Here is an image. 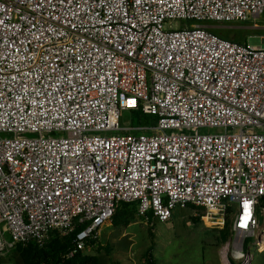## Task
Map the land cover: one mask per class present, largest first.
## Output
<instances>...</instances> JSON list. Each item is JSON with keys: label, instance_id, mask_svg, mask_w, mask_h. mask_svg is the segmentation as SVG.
Instances as JSON below:
<instances>
[{"label": "built area", "instance_id": "1", "mask_svg": "<svg viewBox=\"0 0 264 264\" xmlns=\"http://www.w3.org/2000/svg\"><path fill=\"white\" fill-rule=\"evenodd\" d=\"M263 16L264 0H0V256L76 234L71 259L124 203L222 227L233 208L228 262L262 253L264 48L207 25ZM139 109L157 125L122 128Z\"/></svg>", "mask_w": 264, "mask_h": 264}, {"label": "rangeland", "instance_id": "2", "mask_svg": "<svg viewBox=\"0 0 264 264\" xmlns=\"http://www.w3.org/2000/svg\"><path fill=\"white\" fill-rule=\"evenodd\" d=\"M194 24L193 21L175 22L172 27L191 28ZM221 26L207 25L211 31ZM232 26L236 28H221L220 34L225 38L264 48V16L246 24ZM132 122V112L122 111L121 127L131 128ZM130 213L136 214L135 220L127 227H116L112 221L104 228L100 239L84 250L81 256L97 258L98 264H146L150 256L158 264H242L232 263L231 260L228 262L224 253L232 239L234 209L233 212H227L223 227L218 224L208 225L203 219V211L195 207L176 209L172 220L167 223H160L152 215H141L133 207ZM260 224L264 227V214L260 215ZM263 233L264 229L256 241L260 249H264V240H261ZM27 247L29 245L22 248ZM248 254L252 259L249 264H264V250L262 253L257 252L255 247L252 248V242ZM0 264H24V261L20 252H12L0 256Z\"/></svg>", "mask_w": 264, "mask_h": 264}, {"label": "trees", "instance_id": "3", "mask_svg": "<svg viewBox=\"0 0 264 264\" xmlns=\"http://www.w3.org/2000/svg\"><path fill=\"white\" fill-rule=\"evenodd\" d=\"M219 37L232 41L241 43L229 38H225L220 34V30L212 31ZM132 127H155L158 123V118L151 115H146L143 113L142 109L132 111ZM138 211V206L136 204L124 203L117 210V213L113 219L114 225L116 227H127L133 220H135L136 214H131V208ZM194 208V207H193ZM233 212V208L228 209V213ZM139 212V211H138ZM76 234H72L67 237H62L61 239L54 238L51 243L44 247L39 248L36 245H29L27 248L19 247L15 252H20L24 261V264H98L97 258H88L81 256L82 252L76 254L73 258L67 259L66 256L69 255L74 249V239ZM146 264H158L153 256H150Z\"/></svg>", "mask_w": 264, "mask_h": 264}, {"label": "crops", "instance_id": "4", "mask_svg": "<svg viewBox=\"0 0 264 264\" xmlns=\"http://www.w3.org/2000/svg\"><path fill=\"white\" fill-rule=\"evenodd\" d=\"M217 28H218V30L222 31V30H225V29H232V28H236V27H234L232 25H222L221 27H217ZM221 28H222V30H221Z\"/></svg>", "mask_w": 264, "mask_h": 264}, {"label": "bare ground", "instance_id": "5", "mask_svg": "<svg viewBox=\"0 0 264 264\" xmlns=\"http://www.w3.org/2000/svg\"><path fill=\"white\" fill-rule=\"evenodd\" d=\"M225 263V262H224Z\"/></svg>", "mask_w": 264, "mask_h": 264}]
</instances>
